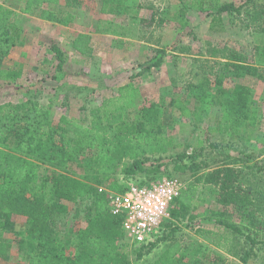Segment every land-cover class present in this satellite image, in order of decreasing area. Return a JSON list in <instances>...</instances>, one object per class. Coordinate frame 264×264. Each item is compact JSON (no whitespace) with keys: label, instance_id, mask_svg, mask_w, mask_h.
<instances>
[{"label":"trees","instance_id":"obj_1","mask_svg":"<svg viewBox=\"0 0 264 264\" xmlns=\"http://www.w3.org/2000/svg\"><path fill=\"white\" fill-rule=\"evenodd\" d=\"M58 3L59 0H25L21 11L70 25L73 18L71 13L59 16L54 8H44V5L54 6ZM100 11L121 16L129 8L124 0H101ZM223 13L238 17L245 15L243 28L254 27L264 33V0L219 4L214 11L211 28L215 22L222 25ZM15 17L16 13L11 8L0 3V64L21 39L22 28L13 22ZM186 17V10L182 7L173 15L181 28L186 26ZM136 19L131 16V22ZM103 31L118 33L110 27ZM89 42L90 35L79 32L72 41V48L84 54ZM51 49L60 68L64 54L53 44ZM259 50L264 55V47ZM166 54V49H157L140 66L137 74L142 75L153 67H159ZM225 59L226 62L222 63L225 69H241L248 75L264 79V67L249 62L247 56L231 51ZM20 76L21 71L14 68L0 72V78L5 80ZM215 80L218 86H213L208 77H201L196 83L188 85L184 96L171 97L169 105L195 122H202L216 107L220 116L208 127L209 131L230 132L231 137H237L243 130L252 133L258 121V108L252 103L250 91L243 85H237L235 90L229 91V96H224L226 90L221 87L223 75ZM131 90L130 84H124L118 88L117 96L91 108L89 117L76 119L62 115L57 123L52 119L51 103L41 104L34 98L17 103H0V229L13 226L9 222L11 215L27 219V235L20 243L25 264H132L130 254L141 259L179 229L175 225L169 229L168 236L163 234L158 241L130 252L121 228V218L109 213L105 195L97 189L110 179H116L118 173L125 179L138 175L147 176V180L158 178L162 175L160 168L170 162L173 163L174 172H184L191 166L182 163L183 159L195 158V154L185 152L167 158L163 156L176 145L160 119L166 106L145 100L134 115L133 112L125 114L121 102L131 99ZM191 98L196 103L193 108L187 103ZM72 165L80 172L71 169ZM255 165H259L258 172H264L262 161ZM239 175L235 168L227 165L196 177L194 183L181 188L174 201L175 207L171 208V220L194 207L192 201L200 197L198 182L202 181L201 184L209 186L218 204L222 207L234 206L241 220L249 219L254 226L257 223L256 213L264 216V185L254 188L250 184L246 188L241 186ZM121 188L115 186L117 190ZM87 197L91 198V207L85 215V226L74 230L72 235L76 251L71 255L66 254L68 240L52 229L51 220L67 212L65 202L76 203ZM249 207L252 208L250 211L247 210ZM183 217L187 223L194 220L193 215ZM168 222L165 226L170 228L171 223ZM215 226L244 235L252 245L264 244V240H254L227 220H217ZM193 227V233L202 241L192 239L185 248L177 241L169 242L153 264H186L185 255L192 259L190 264H227L222 251L231 252L225 246L229 239L219 230L200 226L199 223ZM10 249V240L0 238V259H8ZM252 254V250L244 251L239 259L246 263Z\"/></svg>","mask_w":264,"mask_h":264},{"label":"rangeland","instance_id":"obj_2","mask_svg":"<svg viewBox=\"0 0 264 264\" xmlns=\"http://www.w3.org/2000/svg\"><path fill=\"white\" fill-rule=\"evenodd\" d=\"M181 1L124 0L129 11L121 16L103 14L100 11L101 0H59L58 5H44V8H54L59 16L73 15L71 24L63 25L22 13L25 0H0L16 13L13 22L22 28L20 41L0 64V72L14 68L21 71V76L14 80L0 78V103H17L31 98L41 104L51 103L52 119L57 123L62 115L76 119L89 117L91 108L117 96L120 86L130 84L132 97L121 102L125 114L133 112L134 115L145 100L166 106L160 119L176 145L163 156L167 158L182 152L195 154L193 159H183L182 163L191 166L184 172H174L170 162L160 168L162 175L159 177L169 175L186 187L207 171L229 165L239 172L241 186L247 188L252 184L254 188H260L264 185V172H258L259 165L255 164L262 161L264 165V79L248 75L241 69H225L222 63L234 51L247 56L249 62L264 67V55L259 50L264 47V33L254 27L243 28L245 15L238 17L228 13L222 14V25L215 22L213 28L210 27L219 4L229 1L239 4L243 0ZM181 7L187 14L183 28L173 18ZM131 16H135L137 21H146L131 22ZM106 27L114 28L118 33H105ZM79 32L90 35L88 50L84 54L72 48V41ZM52 44L64 54L60 68L51 49ZM159 48L167 51L163 63L138 75L140 66ZM221 75V87L226 90L224 96H229V91L235 90L237 85H243L250 91L252 103L258 108V121L252 133L243 130L237 137H231L230 132L209 131L208 127L220 116L216 107L202 122H195L169 105L171 97L184 96L188 85L201 77H208L213 86H218L215 79ZM187 103L191 108L196 106L192 98ZM71 169L80 172L75 165ZM121 178L122 174L118 173L116 179L101 185L115 190L116 185L121 187L124 184ZM136 178L148 179L143 175ZM201 183L198 182L200 197L192 201L194 207L178 218L170 219V228L165 226L163 234L167 235L175 225L179 229L141 259L130 254L132 264H153L172 241L179 242L184 248L192 239L202 241L193 233L196 223L219 230L229 239L225 246L231 252L222 251L227 264H264V244L252 245L244 235L215 226L217 220H227L239 226L243 234L260 241L264 240L263 214L256 213L257 223L253 226L251 220H241L234 206L218 204L209 186ZM65 204L67 212L53 218L50 226L68 240L65 253L71 255L76 251L73 232L85 226L91 198ZM188 215L194 216L192 222L187 223L184 219L183 216ZM9 222L13 226L0 229V238L10 240L11 249L8 259H0V264H25L20 243L27 235L28 221L23 216L11 215ZM128 249L132 252L134 247L129 246ZM250 250L253 254L246 263H242L239 258L244 251ZM185 256L186 264H190L192 259Z\"/></svg>","mask_w":264,"mask_h":264},{"label":"built area","instance_id":"obj_3","mask_svg":"<svg viewBox=\"0 0 264 264\" xmlns=\"http://www.w3.org/2000/svg\"><path fill=\"white\" fill-rule=\"evenodd\" d=\"M121 189L98 186L104 193L110 214L121 218V228L129 246L138 248L158 241L182 184L174 177L125 179ZM160 243V242H159Z\"/></svg>","mask_w":264,"mask_h":264},{"label":"crops","instance_id":"obj_4","mask_svg":"<svg viewBox=\"0 0 264 264\" xmlns=\"http://www.w3.org/2000/svg\"><path fill=\"white\" fill-rule=\"evenodd\" d=\"M15 47V46H14Z\"/></svg>","mask_w":264,"mask_h":264}]
</instances>
